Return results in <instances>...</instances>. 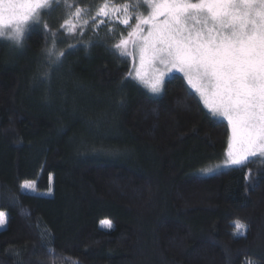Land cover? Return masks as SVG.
<instances>
[{
    "label": "trees",
    "instance_id": "1",
    "mask_svg": "<svg viewBox=\"0 0 264 264\" xmlns=\"http://www.w3.org/2000/svg\"><path fill=\"white\" fill-rule=\"evenodd\" d=\"M117 37L75 44L42 27L21 51L0 37V264H264V164L207 173L227 122L181 74L151 94ZM53 47L75 50L56 66ZM28 181L52 191L21 194Z\"/></svg>",
    "mask_w": 264,
    "mask_h": 264
},
{
    "label": "snow or ice",
    "instance_id": "2",
    "mask_svg": "<svg viewBox=\"0 0 264 264\" xmlns=\"http://www.w3.org/2000/svg\"><path fill=\"white\" fill-rule=\"evenodd\" d=\"M57 3L58 0H0V37L10 29L8 37L22 48L26 26L38 25L45 14L42 10L51 11ZM141 6L146 7L147 15L138 11ZM81 11L77 8L74 15L79 18ZM133 11L137 22L115 48L123 60L138 55L141 67L146 62L158 63L162 70L151 79H145L139 71L132 78L151 94L159 95L168 73H183L191 86L186 91L194 94L191 89H195L199 93L210 110L206 115L210 119L225 118L231 128L223 166L243 170L250 163L264 164V0H136L112 9L105 4L97 15L119 13L120 23L131 27ZM65 26L69 33L74 32L75 26L68 21ZM129 45L133 51H129ZM74 50L56 53L54 47L44 49L50 64L56 66ZM43 75L48 77L49 73ZM26 190L34 191V185L25 182L21 194ZM6 219L0 212V227ZM103 224L112 227L110 221ZM235 227L234 236H243L244 226L237 221ZM48 251L54 255L51 248Z\"/></svg>",
    "mask_w": 264,
    "mask_h": 264
},
{
    "label": "rangeland",
    "instance_id": "3",
    "mask_svg": "<svg viewBox=\"0 0 264 264\" xmlns=\"http://www.w3.org/2000/svg\"><path fill=\"white\" fill-rule=\"evenodd\" d=\"M136 2V0H85V1H81V0H58V8L60 9V13H62L63 15V20L60 22V24L58 25V27L55 28V30L51 29L50 26H48L46 23H44L46 21V17L47 14L50 13V11L48 10H42L44 11L45 14H43L40 17V22L39 24H28L26 26V30L24 33V38L26 37V35L35 30V29H40L42 27H45V25L47 27H45L47 33L51 36H53L54 38H56V40H65L68 41L69 43H75L77 44L78 42H82V41H86L89 39H92L94 37H96L99 33L100 29H108L111 31V29H114V31L116 32V35L118 36L116 43H119L121 41V39H125L128 37V33L132 30V27L135 26L136 24V19H135V11H133V18L130 19L129 23L131 25V27L129 26H125L122 23H120V14L119 13H114L113 15L109 16V17H105L102 15H97L99 9L107 4L109 6V9L112 8H119L122 7L124 4H134ZM53 7V6H52ZM79 8L81 9V14L80 17L77 18L74 14L76 13V9ZM130 11H132L130 9ZM139 12L144 13L145 15H147V10L145 6H141L138 9ZM65 21H68L69 25H74L75 26V30L72 33H69L67 31V26H65ZM5 23H7V21H5ZM119 30H121L122 32H120ZM8 31H10V29H5V36H2V38L6 40H8L11 43V47H14L16 50L21 51L22 48L17 47L15 44V41L10 39L8 37ZM24 38L22 39L21 43L23 44ZM2 39V40H4ZM6 41V42H8ZM8 42V43H9ZM129 51H133L132 45H129ZM133 70H132V75L135 77V74L137 71L141 72L145 79H151L154 78V76L156 75L158 70H162V66L159 65L158 63H145L143 67H141L140 64V60H139V56L136 55L133 58ZM175 74H181L184 77L183 73L180 72H172V73H168L165 77V81H167L170 77H172ZM186 82H187V78L184 77ZM188 84V83H187ZM143 85V84H142ZM144 86V85H143ZM146 89H148L146 87ZM164 90V89H163ZM162 90V92H163ZM195 90V89H194ZM149 91V90H148ZM199 95V93H197ZM156 95V94H154ZM202 101V100H201ZM203 102V101H202ZM205 106V105H204ZM208 111H210L209 109H207ZM221 119H223L225 122H227V120L223 117H220ZM228 125V122H227ZM229 127V140L231 137V128ZM229 140H228V145H229ZM228 145H227V150H228ZM226 160V154L224 156L223 159L217 161V163H214V165H210L208 167L207 170L209 169H214V171L217 170H223V169H228V167H224V162ZM219 166V167H218ZM206 170V172H207ZM212 171V172H214ZM25 183V182H24ZM23 183V184H24ZM29 184L34 185L35 190H26L27 192H34V193H43V194H50V192H46V191H38L37 190V182L36 181H28ZM22 184V185H23ZM0 212L4 213L6 216V223L3 227H0V229H3L5 227H7V221H8V214L7 211L0 209ZM104 221H110V220H104ZM103 221V222H104ZM102 222V226L105 228H108L107 226H105ZM112 224V221H110ZM244 226V225H243ZM246 231V226H244L243 232Z\"/></svg>",
    "mask_w": 264,
    "mask_h": 264
}]
</instances>
